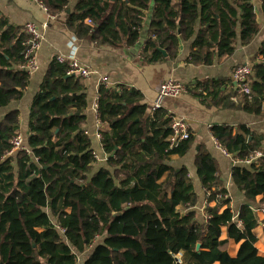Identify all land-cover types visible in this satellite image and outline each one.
Returning <instances> with one entry per match:
<instances>
[{
  "label": "trees",
  "instance_id": "1",
  "mask_svg": "<svg viewBox=\"0 0 264 264\" xmlns=\"http://www.w3.org/2000/svg\"><path fill=\"white\" fill-rule=\"evenodd\" d=\"M43 1L50 14H67L73 35L97 47L135 46L151 12L145 65L176 59L181 41L192 40L187 63L211 66L250 45L261 30L252 0ZM26 41L23 29L0 21V109L20 101L29 86ZM250 63L249 93L229 79L196 81L186 91L206 107L264 118V41ZM66 70L54 58L31 104L24 139L29 153L9 154L21 131L20 112L0 121V264H78V254L91 248L84 264H264L256 247L264 241V220L252 208L259 195L264 206V157L244 163L264 153V136L246 126L210 129L245 164L232 171L245 203L238 213L232 210L213 157L198 145L194 164L205 205L200 218L188 169L173 166L193 137L173 145V116L144 104L136 89L101 86L97 117L108 167L94 172L96 155L84 131L86 86ZM242 239L233 257L229 244Z\"/></svg>",
  "mask_w": 264,
  "mask_h": 264
},
{
  "label": "crops",
  "instance_id": "2",
  "mask_svg": "<svg viewBox=\"0 0 264 264\" xmlns=\"http://www.w3.org/2000/svg\"><path fill=\"white\" fill-rule=\"evenodd\" d=\"M252 2L255 5L261 25V30L253 42L248 46H239L232 57L216 60L211 66H195L187 63L191 53L192 40L181 41L179 54L174 60L150 65L143 64L141 55L151 12L147 13L144 28L135 46L129 48L97 47L85 39L76 37L69 31L66 23L67 14L52 15L34 0H0V21H6L7 27L20 28L25 31L28 23H34L43 36L42 45L37 53L38 69L30 72V83L22 99L9 107L0 109V121L8 112L18 110L20 112V133L25 139V136L29 135L30 107L40 90L50 64L56 57L69 58L73 56L94 72L91 77L83 78L87 93L84 131L91 139L92 149L97 156L93 165L94 172L106 168L108 167V156L104 153L101 139L98 137L103 126L98 121L95 110L98 92L102 86L100 78L102 76L108 77V88L126 86L138 90L144 97L143 103L149 107H152L155 102L160 86L169 79L180 82L186 88L196 81L208 79H229L233 81L232 74L235 68L246 64L251 66V58L264 41V17L261 14V2L259 0H252ZM233 83L235 85L234 81ZM227 88L228 90L232 89L231 86ZM162 108L173 117L184 118L194 139L192 146L181 158L173 162V166L177 169L182 167L188 169L189 176L192 178L195 190L200 197V203L196 208L199 217L202 218L205 214V205L204 192L197 178L194 164L198 145L203 146L213 157L215 165L212 170H216L220 174L222 181L230 192L231 208L235 213H238L245 200L233 187L232 171L235 166L245 164L237 163L233 158L224 155L216 147L210 129L213 126L221 125L235 129L239 126H246L256 134L264 136V118L226 107H206L187 91L179 98L165 99ZM261 199L262 196L260 195L256 198V205L252 206L253 210L264 207L260 205ZM258 218L263 221L260 216ZM258 233H261L260 230H258ZM242 241L243 239L239 242H230L228 249L233 257L238 256ZM256 247L258 254L264 256V241L262 238L259 239ZM91 253L92 248L83 254H78L79 262L84 264Z\"/></svg>",
  "mask_w": 264,
  "mask_h": 264
},
{
  "label": "built area",
  "instance_id": "3",
  "mask_svg": "<svg viewBox=\"0 0 264 264\" xmlns=\"http://www.w3.org/2000/svg\"><path fill=\"white\" fill-rule=\"evenodd\" d=\"M39 4L43 9L48 10L47 7L44 4L43 0H34ZM262 2V0H259ZM25 32L27 34V41L25 42L26 46V53H25V59L26 64L23 66L25 70H27L29 73L38 69L37 65V53L42 45L43 36L40 31V29L36 26L34 23H28L25 27ZM58 60L61 63L67 64V70H66V76H77L81 78H88L91 77L94 72L89 67L81 64L79 61H77L73 56H70L69 58L65 57H58ZM252 74V68L250 65H241L235 69V71L232 74V79L235 82V84L241 88V90L245 93H249V89L246 86V81L249 75ZM108 77L102 76L100 78V82L102 86L107 87L108 85ZM108 88V87H107ZM186 87L181 84L180 82L175 81L174 79H169L165 81L159 88L157 97L155 102L152 105L153 110H157L162 108V103L167 98H179L186 92ZM98 105L97 102L95 104V110L97 112ZM171 124V130H172V139L171 143L173 145H176L184 140H188L191 138L192 134L190 132L189 126L184 118L179 117H173ZM99 138H102L101 134L98 135ZM216 147L221 150V152L226 155L229 158H232V155L224 149L215 139H214ZM12 150L9 153L10 155L18 152V151H25L29 153V151L24 146V137L21 133H19L12 142ZM264 157L263 152H257L254 156H252L249 160L245 161L244 163L249 165L252 160L258 159ZM239 163V162H237ZM243 163V162H242ZM209 193H207V198L209 197ZM255 213L263 218L264 220V207L263 208H257L254 210ZM237 215V214H236ZM207 219H211V217H207ZM240 224V223H239ZM79 264V263H78Z\"/></svg>",
  "mask_w": 264,
  "mask_h": 264
},
{
  "label": "water",
  "instance_id": "4",
  "mask_svg": "<svg viewBox=\"0 0 264 264\" xmlns=\"http://www.w3.org/2000/svg\"><path fill=\"white\" fill-rule=\"evenodd\" d=\"M70 12V10H68L67 11V13H69ZM165 54V53H164ZM123 213H119L118 215H122ZM200 248V245H198V247H197V249H199Z\"/></svg>",
  "mask_w": 264,
  "mask_h": 264
},
{
  "label": "rangeland",
  "instance_id": "5",
  "mask_svg": "<svg viewBox=\"0 0 264 264\" xmlns=\"http://www.w3.org/2000/svg\"><path fill=\"white\" fill-rule=\"evenodd\" d=\"M150 17V16H149ZM101 139V138H100ZM16 153L12 154V155H15ZM96 155V154H95ZM97 157V156H96ZM181 254L179 255V258H180ZM79 264H82L81 262H79Z\"/></svg>",
  "mask_w": 264,
  "mask_h": 264
}]
</instances>
